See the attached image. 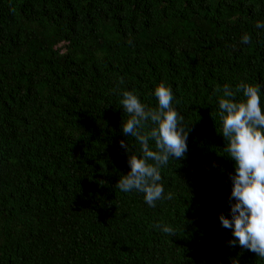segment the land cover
<instances>
[{"label":"trees","instance_id":"1","mask_svg":"<svg viewBox=\"0 0 264 264\" xmlns=\"http://www.w3.org/2000/svg\"><path fill=\"white\" fill-rule=\"evenodd\" d=\"M258 22L264 0H0V264H264L219 220L235 162L215 91L264 88ZM161 82L188 151L151 208L116 188L135 142L113 89L155 107Z\"/></svg>","mask_w":264,"mask_h":264},{"label":"clouds","instance_id":"2","mask_svg":"<svg viewBox=\"0 0 264 264\" xmlns=\"http://www.w3.org/2000/svg\"><path fill=\"white\" fill-rule=\"evenodd\" d=\"M256 28L264 29V22H258ZM241 43L250 44L251 37L244 35ZM215 91L220 134L226 143L224 151L235 162L234 174L229 176L230 218L221 214L219 220L222 227L232 232L234 239L228 242L231 248L240 246L264 259V88L240 80L234 87L224 84ZM113 92L120 97L119 104L128 117L122 123V133L135 142V151L120 142V147L131 153L127 161L130 171L121 176L116 188L125 194H143L145 204L155 208L158 201L173 199L170 191L165 193L161 173L170 161L185 158L188 124L173 105L172 88L164 82L152 93L155 107L143 102L135 89ZM156 227L175 236L171 226ZM231 264H239V258L231 259Z\"/></svg>","mask_w":264,"mask_h":264}]
</instances>
